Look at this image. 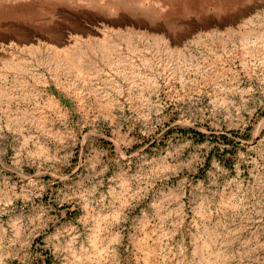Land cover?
Returning a JSON list of instances; mask_svg holds the SVG:
<instances>
[{
	"label": "rangeland",
	"instance_id": "rangeland-1",
	"mask_svg": "<svg viewBox=\"0 0 264 264\" xmlns=\"http://www.w3.org/2000/svg\"><path fill=\"white\" fill-rule=\"evenodd\" d=\"M0 264H264V0H0Z\"/></svg>",
	"mask_w": 264,
	"mask_h": 264
},
{
	"label": "bare ground",
	"instance_id": "bare-ground-1",
	"mask_svg": "<svg viewBox=\"0 0 264 264\" xmlns=\"http://www.w3.org/2000/svg\"><path fill=\"white\" fill-rule=\"evenodd\" d=\"M58 53V52H57ZM56 56L54 54V58L57 60V63H61L65 66H67V68H69V66L71 67V63H72V59H70L69 57H67L66 55H62V54H57Z\"/></svg>",
	"mask_w": 264,
	"mask_h": 264
}]
</instances>
